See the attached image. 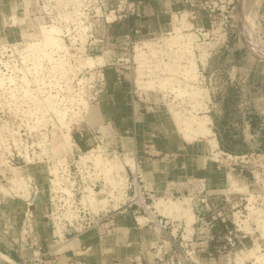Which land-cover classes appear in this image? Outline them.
<instances>
[{
    "label": "rangeland",
    "instance_id": "obj_1",
    "mask_svg": "<svg viewBox=\"0 0 264 264\" xmlns=\"http://www.w3.org/2000/svg\"><path fill=\"white\" fill-rule=\"evenodd\" d=\"M124 2L0 0V241L15 238L22 255L30 246L39 251L37 235L42 225L53 240L69 238L85 230L97 214L130 198L133 191L128 189L131 174L126 160H135V155L117 149L110 131L103 129L93 114V106L107 88L105 72L116 69L118 76L123 71L121 82H128L140 103L160 108L181 135L177 115L181 120L214 116V112L207 113L212 90L217 93L228 87L233 91L234 99L228 106L237 105V111L228 119H238L236 125L244 143L235 149L241 152L239 156L247 157L232 160L218 155L215 159H223L222 164L237 168L240 174L239 182L230 177L225 189V195H231L229 204L223 206L231 220L228 226L232 228V221L237 225L239 220L247 221L249 232L239 225L242 231L237 233L234 247L225 246L222 240L201 244L194 238L180 247L183 225L174 243L182 253L181 259L192 264H240V260L242 264H254L256 254L264 255V237L257 222L264 220V158L250 154L264 155V147L258 141L261 131L253 132L249 118L255 114L264 126V0L193 3L194 9L174 19L178 25L173 32L131 39L132 43L122 28ZM201 19L204 25L190 24ZM44 28L57 30L54 37L63 49L42 45ZM89 58L100 60L89 68ZM140 65L148 83L145 91L135 83ZM101 71L105 82L102 92ZM213 74L216 81L209 78ZM194 88L201 92L199 96L192 95ZM202 138L208 136L197 135L195 140ZM91 150H95L100 165L107 160L123 167L112 176H122L126 188H112L106 184L100 166L82 161ZM55 168L60 186L68 188L71 195L54 190ZM13 169L24 178L28 197L11 190ZM89 189L98 201L107 199L106 209L96 213L84 206L82 201ZM178 196L165 198L170 202L167 210L155 211L185 224L187 238L192 231L175 205L186 201L192 209L196 200L186 193ZM35 197L39 198L37 204ZM157 199L147 204L155 207ZM251 215L256 217L253 222ZM58 221L63 228L56 235ZM222 228L217 225L216 234ZM174 250L169 256L175 259ZM188 252L194 254L188 256ZM172 260L165 257L163 262L171 264ZM9 262L7 256H0V264Z\"/></svg>",
    "mask_w": 264,
    "mask_h": 264
},
{
    "label": "crops",
    "instance_id": "obj_2",
    "mask_svg": "<svg viewBox=\"0 0 264 264\" xmlns=\"http://www.w3.org/2000/svg\"><path fill=\"white\" fill-rule=\"evenodd\" d=\"M201 1L203 0H127L134 6L135 11L122 22L125 37L130 35L132 40H137L171 33L174 26L178 25L174 19L181 18L184 13L188 14L189 10L194 9L192 4ZM202 23L205 24L202 19L190 22L195 26ZM105 75L107 88L99 98L97 107L93 106V114L97 123L110 131L117 149L135 155L150 196L167 197L172 188L185 193L191 186V179L204 180L208 194L224 195L228 194L225 189L230 177L239 182L237 168H229V165L221 163L223 159H215L223 154L241 155L235 147L244 143L236 125L238 119H228V116L237 111V105L228 106L229 101L234 99L232 90L228 87L217 93L212 90L208 96L210 107L207 111L214 112V116L209 117L212 134L208 138L189 143L166 113L157 107H145L125 79L123 82L117 80L116 69L112 73L106 71ZM209 78L217 80L214 74ZM249 119L253 132L258 134L256 131H261L258 141L264 147L263 120L255 114ZM213 139L216 147L212 145ZM79 144L83 146L82 143ZM151 210H156L153 204ZM171 220L174 226L182 228L184 225L183 236H186L185 224L180 221L176 223L177 219ZM217 225L222 227L217 221L211 232L216 236ZM42 227L37 235L39 251L30 246L22 255L17 250L15 238H10L7 242L0 241V252L12 261L9 264H37V261L38 264H153L159 245L156 231L139 225L131 213L117 214L114 218L115 229L111 233L104 232V226H96L69 238L65 236L62 240H53L48 230L44 231V225ZM191 227L192 233L189 237L198 243H206L200 237L197 238L198 228L195 229L194 225Z\"/></svg>",
    "mask_w": 264,
    "mask_h": 264
},
{
    "label": "built area",
    "instance_id": "obj_3",
    "mask_svg": "<svg viewBox=\"0 0 264 264\" xmlns=\"http://www.w3.org/2000/svg\"><path fill=\"white\" fill-rule=\"evenodd\" d=\"M124 10L126 12L124 18H127L131 16L135 9L132 4L127 2L123 3ZM120 18H122L120 16ZM129 43L131 42L130 35L126 36ZM123 72L120 73L117 80L121 82ZM102 76V85H101V91L105 88V82H104V74L101 71ZM227 159H243L246 158L247 155L243 156H231L228 154H223ZM250 156L254 158H264V155L253 153L250 154ZM136 162V161H135ZM137 164V163H136ZM237 165V163H235ZM138 167V165H137ZM130 171V177H131V184L128 189L132 190V195L130 198L126 199L123 203H119L116 208L104 210V212H101L100 214H97L96 220H93L92 223H88L87 227L84 229H89L96 226H104L103 230L106 233H111L114 231V218L117 214H129L131 213L137 223L142 226H148L150 228H153V230L156 231V233L159 236V245L157 247V255L155 258V261L153 264H165L163 261L165 257H171L173 259L171 261V264H192L190 261H184L181 259L182 253L177 250V247L175 245V238L177 237L178 231L181 229V226H174L173 221L169 219L168 217L159 214L154 210V212L151 210L152 205L147 204L148 200L151 201V203H154V199L150 194L147 192L145 185L143 183V177L140 173L139 167L137 170L132 169L129 167ZM194 182V183H193ZM173 187V186H172ZM170 192V195H168L170 198H174L175 195H179L178 198H182L184 194L186 193L188 197H191L190 199H195L196 203L192 206V213L194 216V224H199L198 232H197V238L200 237V239L206 244H209L210 242L222 240L225 241V246L234 247L235 246V240L237 239V233L241 232V229L239 228V224L237 225L232 221V228L228 226L229 222H231L229 215L224 211L223 206L228 205L231 200V195H212L208 194V191L205 186L204 180L201 179H194V181L191 182V186L189 189H186L185 193H182L180 190H173ZM175 191V192H173ZM145 193V196L142 195ZM138 195H141L143 198V201H139ZM167 196V197H168ZM163 197V198H167ZM143 213L144 215L140 214ZM234 215V213L232 214ZM142 217L144 219L143 223H140L138 221V218ZM220 222L223 226L222 232L220 234L213 235L212 228H214L215 222ZM179 222V221H178ZM184 231V230H183ZM180 243L179 246L183 247V242H192L193 238L189 237L186 238V236H183V233L180 235ZM175 249L173 251L174 257L169 256L170 251L172 249ZM194 254V252H188L187 255Z\"/></svg>",
    "mask_w": 264,
    "mask_h": 264
},
{
    "label": "bare ground",
    "instance_id": "obj_4",
    "mask_svg": "<svg viewBox=\"0 0 264 264\" xmlns=\"http://www.w3.org/2000/svg\"><path fill=\"white\" fill-rule=\"evenodd\" d=\"M42 32H43V40L41 41V43H42V45L44 47H46V48L51 47V48H56V49H60V50L63 49V47L61 46V43L59 42V40L54 37L55 36L54 33H57V30L55 28H50V29H45L44 28ZM99 60L100 59L89 58V59H87L86 64H87V66L89 68H93V67L96 66V64H97V62H99ZM101 64H102V62H101ZM141 68H142V66L140 65L139 69H141ZM137 74H138V76H137V78L135 80L137 88L139 90L145 91L148 88V83H147V81L144 80L145 77L143 75V69L139 70ZM187 74H190L191 78L193 77V74H191L190 71H187ZM200 94H201V92L199 91V89L197 90V88H196L192 95L196 97V96H199ZM176 120L178 122L177 124H178L179 128L181 129L183 138L186 141H188L189 143L194 141L195 137L197 135H200V136L204 137V136H208V135L212 134V130H211L210 126H209L211 124V120L207 116H203V117H199V118H196L195 116H193L192 118L181 120L179 118V116L177 115ZM195 127H196V129H195ZM212 143H213L212 144L213 147H216V144H215L216 142L214 141V139H213ZM94 151L95 150H91L88 153H86L85 156L82 158V161L84 163L85 162L87 163L89 161L94 162V164H95V166H97V168H99L98 166H100L99 171L104 175L106 184H110L112 186V188H114V189L117 188L119 190H122V188H126L125 184H124L125 179L122 176H118V174L115 175V176L119 177V180H115V178H114L115 176H112L113 172L118 173L123 167L120 166L118 168L116 164H113L112 162L107 161V160L102 162L103 164L100 165L98 160H97V156H94V153H93ZM126 166H129V167H131L134 170H137V168H138L135 160L133 158H129V157L126 160ZM13 171H12V173L14 174V178H12V180H11V183H12V189L11 190L16 192V193H18V194L21 193L22 197H28L29 193H28L27 186H26L24 178L19 174V172L16 169H13ZM52 173H53V175L55 177V179L52 180V183L54 184V190L56 192H58V190H60V192H64V193H67V194L71 195V192H70V190L68 188H63L62 186H60V182H59L60 179H59L58 170L55 168L52 171ZM122 192L123 191L120 192V196H121ZM4 193H8V191L5 190ZM94 195H95L94 192L91 189H89L88 190V195L84 196L83 201H82L84 206H87L88 208L91 209V211L96 212V213L101 211V210L106 209V207L108 205L107 199H102V200L98 201L95 198ZM138 197H139V201H143V198H142L141 195H138ZM168 198H170V197L168 196L167 199ZM172 205L174 206V204H172ZM251 206L252 205H250L249 207H251ZM169 207H170V202L167 201L165 198H161L160 197V198H158L156 200L155 209H159V211H162L163 209L167 210V208H169ZM175 210L179 211L181 216L186 220V223H187L190 231H192V227L191 226L194 223V216H193V213H192V209H191V207H189L188 203L186 201H183L180 205L176 204L175 205ZM254 212H255V209H254ZM252 216H254V215H251V217ZM255 216H256V214H255ZM256 217H254V219H256ZM252 219H253V217H252ZM254 219L252 220V222L254 221ZM138 221L140 223H143L144 219L142 217H139ZM246 222L247 221H242V220L238 221V224L240 225L241 229L245 230V232L250 229ZM257 222L259 223L258 229H259V231L261 233V236L264 237V220L257 219ZM61 225L62 224L59 223V221H58L57 224H56V226H57L56 227L57 228L56 235L57 234L59 235L62 232V228L63 227ZM62 235H63V233H62ZM62 235H60V236H62ZM0 256L6 257L5 255H3L1 253H0ZM239 263L242 264L241 260L239 261ZM254 264H264V255H257L256 254L255 255V263Z\"/></svg>",
    "mask_w": 264,
    "mask_h": 264
},
{
    "label": "water",
    "instance_id": "obj_5",
    "mask_svg": "<svg viewBox=\"0 0 264 264\" xmlns=\"http://www.w3.org/2000/svg\"><path fill=\"white\" fill-rule=\"evenodd\" d=\"M128 83V82H127ZM129 85V84H128ZM34 202L37 204V203H39V198L38 197H35V199H34Z\"/></svg>",
    "mask_w": 264,
    "mask_h": 264
},
{
    "label": "trees",
    "instance_id": "obj_6",
    "mask_svg": "<svg viewBox=\"0 0 264 264\" xmlns=\"http://www.w3.org/2000/svg\"><path fill=\"white\" fill-rule=\"evenodd\" d=\"M213 245V243H211Z\"/></svg>",
    "mask_w": 264,
    "mask_h": 264
}]
</instances>
